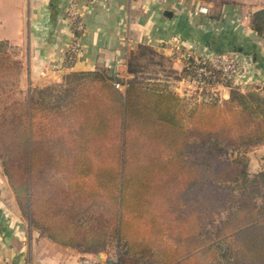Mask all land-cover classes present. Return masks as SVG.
<instances>
[{
  "label": "trees",
  "instance_id": "1",
  "mask_svg": "<svg viewBox=\"0 0 264 264\" xmlns=\"http://www.w3.org/2000/svg\"><path fill=\"white\" fill-rule=\"evenodd\" d=\"M251 28L264 39V8L253 12ZM17 64L0 55V142L23 155L28 213L38 228L91 252L92 242H111L113 264H264V164L251 175L228 153L229 146L264 144V82L245 91L231 82L228 98L189 105L167 82L138 76L123 93L104 69L66 75L76 83L71 96L67 84L56 95L37 87L39 97L36 88L19 97ZM136 67L129 60V71ZM48 115L66 125L46 132ZM192 154L200 160L187 158ZM186 164L200 168L194 185ZM173 179L187 185L174 199L167 190ZM240 180L244 189L234 193L229 182ZM215 181L224 182L221 191ZM195 185L201 200L187 192ZM217 203L226 205L227 219L206 232L203 211L218 214ZM99 205L105 211L89 217L92 226L80 225L81 214ZM170 205L186 214H170ZM178 219L173 243L167 229Z\"/></svg>",
  "mask_w": 264,
  "mask_h": 264
},
{
  "label": "crops",
  "instance_id": "2",
  "mask_svg": "<svg viewBox=\"0 0 264 264\" xmlns=\"http://www.w3.org/2000/svg\"><path fill=\"white\" fill-rule=\"evenodd\" d=\"M71 3L85 22L83 48L71 67L59 70L54 66L64 59L74 33L66 17ZM201 5L207 13L196 11ZM12 6L13 18L4 19V10ZM261 8L264 0H0V42L23 47L21 79L26 77L29 89L68 71L105 69L125 76L131 52L140 45L172 58L181 75L186 61L174 53L178 42L211 54L223 48L222 53L249 61L253 75L264 78V39L251 28L252 14ZM236 45L239 50H232ZM259 77L255 82L263 83ZM224 91L228 97L229 89ZM261 148L264 158V144ZM22 219L0 208V264H84L94 256L103 261L113 257L100 253L102 247L95 254L83 245L61 243Z\"/></svg>",
  "mask_w": 264,
  "mask_h": 264
},
{
  "label": "rangeland",
  "instance_id": "3",
  "mask_svg": "<svg viewBox=\"0 0 264 264\" xmlns=\"http://www.w3.org/2000/svg\"><path fill=\"white\" fill-rule=\"evenodd\" d=\"M4 10V9H3ZM14 12V7L7 8L4 10V19H9L11 16V19L13 18L12 13ZM144 48L139 46L136 52H131V58L130 60L135 63L136 68H138V72L136 73L135 77L138 76L140 78H144L147 80H159L162 82H167V84L175 89L180 96L185 97V100H187L189 105L194 104L198 100L202 99H210L213 96L219 99L228 98L230 96V90L231 87H227L229 89V96L225 97L224 95V88L221 87L218 89L213 88L210 86L209 88H193L191 90H188L190 88H185L183 83L181 82L182 78L185 74H179L178 69H175L172 63V58L167 57L166 55H163L161 53L155 52L152 48L149 46H143ZM23 47H19L14 44L0 42V55L8 56L12 62H20V64H17V67L20 65L21 71L23 68V53L22 52ZM143 52V53H141ZM235 59H241L240 57L233 56ZM242 60V59H241ZM25 62V60H24ZM240 66L242 64H239ZM25 68V66H24ZM69 74V71L64 74L60 79H56L57 81H53L51 83H47L41 87L43 89L51 88L52 92L56 95L59 91H62V88L69 84V96L74 93V87L76 86V83L73 82V77H69V83H67L66 75ZM71 74V73H70ZM70 76V75H69ZM19 85L20 90H16L15 93L19 97L25 96L29 92V82L21 79V72L19 75ZM22 86V87H21ZM36 86L33 88H36L35 96H38ZM249 87L242 89L246 90ZM46 89V90H47ZM55 99V98H54ZM52 100V99H51ZM3 112L0 110V114ZM53 114V113H51ZM1 116V115H0ZM43 120L47 122V127L45 129L46 132L50 133L51 131L55 132L54 130H57L58 128H61L66 125V123H63L61 125H58L60 123V117L58 115H48L47 117H43ZM68 126L65 127V130H67ZM59 132V131H58ZM7 134V133H6ZM192 138H195L192 136ZM263 144H256V145H240V146H229L228 153L234 155H238L241 159V166L243 164H246L247 167L249 166V172L250 174H254L256 171L260 170L261 167L264 164V158L262 157L263 154V148H261ZM186 158V157H185ZM187 158H191L192 161L200 160L199 156L196 154H192L187 156ZM196 160V161H197ZM23 160V155L21 152L18 154H13L10 148L7 147V145L0 142V208L5 210L6 214H22V220L26 224L27 227H38L36 226L35 222L31 220L28 213V205H27V195H28V184H27V177L28 174L25 171V164ZM186 163V162H185ZM263 163V164H262ZM186 168V169H185ZM185 173L186 176H188V179H191L193 185L196 183V179L199 176V169L197 165H194L193 167H189L188 164H186L185 167ZM67 169H62V172L66 171ZM189 170V172H188ZM61 172V173H62ZM70 175V172H68ZM187 179V181H188ZM195 179V181H193ZM216 183L213 188L215 190H222L221 187L224 182L218 181L214 182ZM246 182L240 180L238 182H229L233 187V192L238 193L241 191V189H244L242 186ZM66 185V184H65ZM187 185H181L179 179H173L170 181L168 185V192L172 199H174V196H178L180 193H184L183 190ZM197 186H193L188 190L187 192H190L191 195L193 194L194 200H201V189L196 188ZM60 191V189H59ZM256 202H261V197L259 195H254ZM172 201H170V204ZM69 204V203H68ZM196 206V205H194ZM173 208V210H172ZM209 209V206L206 207V209ZM170 214H178V216H182V214H186V211L181 210L177 206L174 207L170 205ZM105 211V208L101 205L93 207L88 213L81 214V218L79 217L80 221L79 224L81 225L84 223L85 226L90 225L92 226V220H90L89 217H93V214H103ZM208 213L206 210L203 211V222H204V229L207 230L206 232H214L216 228L220 225V223L227 219L228 216V209L226 208L225 204L217 203V213L218 214H206ZM169 230L166 236L168 240L175 243L177 242L176 239L178 237V232L180 231V221L179 219L176 221H170L169 223ZM86 230V228L84 229ZM88 230V229H87ZM112 236V232H111ZM75 240V243L80 236L72 237ZM69 240V237H67ZM78 242V241H77ZM102 242V241H101ZM69 245V244H67ZM77 246V245H76ZM88 248V245H86ZM106 246V247H104ZM101 245L100 242L94 241L92 242L89 247H92V250L94 251L97 248H101L100 253H107L111 256L118 255V250L112 245L111 242L106 243V245ZM95 247V248H94ZM99 251V250H97ZM106 251V252H104ZM95 252V251H94ZM99 253V252H95ZM147 255H144V258H146ZM154 256H158V252H155ZM95 257V256H94ZM149 258V257H148Z\"/></svg>",
  "mask_w": 264,
  "mask_h": 264
},
{
  "label": "built area",
  "instance_id": "4",
  "mask_svg": "<svg viewBox=\"0 0 264 264\" xmlns=\"http://www.w3.org/2000/svg\"><path fill=\"white\" fill-rule=\"evenodd\" d=\"M208 7L201 5L197 8L199 13H207ZM67 21L73 29V36L68 44L64 59L55 64L56 69H68L74 61V56L78 55L83 48L82 32L85 30V22L79 15L75 3L67 8ZM174 53L184 58L187 73L181 82L184 87L190 88H209L215 89L221 87H231V82L238 84L242 89L250 87L255 83L252 73V65L244 59H235L230 53L211 54L209 52L199 51L194 44L189 42H178L174 45ZM239 64H242L241 66ZM135 77V73L129 71L125 76L118 73L114 74L113 84L121 92L125 93L131 78ZM113 257L106 260H100L97 257L87 259L84 264H113Z\"/></svg>",
  "mask_w": 264,
  "mask_h": 264
},
{
  "label": "water",
  "instance_id": "5",
  "mask_svg": "<svg viewBox=\"0 0 264 264\" xmlns=\"http://www.w3.org/2000/svg\"><path fill=\"white\" fill-rule=\"evenodd\" d=\"M167 13H170V12H167Z\"/></svg>",
  "mask_w": 264,
  "mask_h": 264
}]
</instances>
